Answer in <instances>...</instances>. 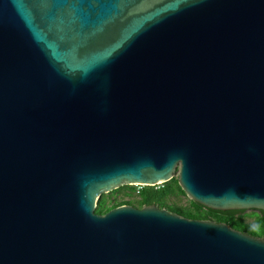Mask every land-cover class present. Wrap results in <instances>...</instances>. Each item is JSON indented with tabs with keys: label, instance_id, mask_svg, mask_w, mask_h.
<instances>
[{
	"label": "water",
	"instance_id": "1",
	"mask_svg": "<svg viewBox=\"0 0 264 264\" xmlns=\"http://www.w3.org/2000/svg\"><path fill=\"white\" fill-rule=\"evenodd\" d=\"M178 177L264 210V0H0V264H264V238L157 204Z\"/></svg>",
	"mask_w": 264,
	"mask_h": 264
},
{
	"label": "trees",
	"instance_id": "2",
	"mask_svg": "<svg viewBox=\"0 0 264 264\" xmlns=\"http://www.w3.org/2000/svg\"><path fill=\"white\" fill-rule=\"evenodd\" d=\"M129 189L125 192L128 195L138 193L140 198L137 200V205L143 207L145 205L157 204L160 207L168 208L171 211L178 212L184 216L197 219H213L218 222H225L233 228L249 233L251 235L264 238V210L253 211L250 213L255 217L254 222H247L243 216L245 210H215L205 207L204 205L190 200L189 206H178L176 204H168L166 199L172 194H186L179 184L178 177L158 185H142L139 189L135 185H124L112 192L103 194L98 201L96 211L105 214L112 208L122 204H134L131 200L119 198V194L124 189ZM137 190H139L137 192Z\"/></svg>",
	"mask_w": 264,
	"mask_h": 264
},
{
	"label": "rangeland",
	"instance_id": "3",
	"mask_svg": "<svg viewBox=\"0 0 264 264\" xmlns=\"http://www.w3.org/2000/svg\"><path fill=\"white\" fill-rule=\"evenodd\" d=\"M135 186L138 187L139 189L138 185H135ZM128 190H129L128 188L124 189V191L118 195L119 198L124 199V200H131L134 202V204L132 205L138 206L136 203H137V200L140 198V196L138 195V193H134V194L132 193L131 195H128L125 193V192H128ZM190 200L191 198L187 194H172L167 197L166 202L170 205L176 204L178 206H186V205L189 206ZM253 211H257V210H245V212L243 213V216L247 222H254L255 217L250 214Z\"/></svg>",
	"mask_w": 264,
	"mask_h": 264
},
{
	"label": "built area",
	"instance_id": "4",
	"mask_svg": "<svg viewBox=\"0 0 264 264\" xmlns=\"http://www.w3.org/2000/svg\"><path fill=\"white\" fill-rule=\"evenodd\" d=\"M138 186H139V188L142 186V185H139V184H137ZM139 191V190H138Z\"/></svg>",
	"mask_w": 264,
	"mask_h": 264
}]
</instances>
